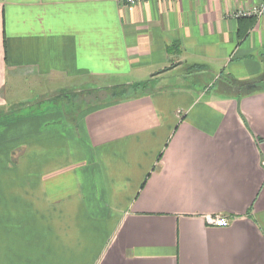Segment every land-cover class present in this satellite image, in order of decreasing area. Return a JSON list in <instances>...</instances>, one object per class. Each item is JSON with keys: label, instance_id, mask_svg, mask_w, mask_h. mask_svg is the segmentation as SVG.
<instances>
[{"label": "crops", "instance_id": "0c3cea01", "mask_svg": "<svg viewBox=\"0 0 264 264\" xmlns=\"http://www.w3.org/2000/svg\"><path fill=\"white\" fill-rule=\"evenodd\" d=\"M263 3L0 0V264H264Z\"/></svg>", "mask_w": 264, "mask_h": 264}, {"label": "rangeland", "instance_id": "374dc122", "mask_svg": "<svg viewBox=\"0 0 264 264\" xmlns=\"http://www.w3.org/2000/svg\"><path fill=\"white\" fill-rule=\"evenodd\" d=\"M186 67L182 66L179 69H171L167 72L160 73V76L164 77V74L168 75H173L177 72L179 73H184ZM204 68H193L189 70L190 73H199L203 72ZM224 77V76H223ZM223 79L222 76H211L210 74H207L206 77L201 78L199 81L195 82V84L199 87H202L203 83H205L204 87H214L217 89L219 92H224V86L222 84ZM84 88H90L94 87L95 82L94 80H87L84 81L83 84ZM70 87H74L73 85ZM131 88V87H130ZM71 89V88H70ZM74 89V88H72ZM67 91V90H65ZM111 89H103V90H93L91 92H86V91H68V92H62L58 94L57 96L54 97V101L62 103H76L80 106H84L86 104H95V103H100L102 101L110 99L109 93Z\"/></svg>", "mask_w": 264, "mask_h": 264}, {"label": "trees", "instance_id": "16d2710c", "mask_svg": "<svg viewBox=\"0 0 264 264\" xmlns=\"http://www.w3.org/2000/svg\"><path fill=\"white\" fill-rule=\"evenodd\" d=\"M195 67L204 68V66L193 65L190 66L189 69H193ZM222 79L224 91H227L232 94L248 95L250 93L264 90V76L247 81H238L232 78L231 76H224L222 77ZM142 86V83L118 84L114 86H109L106 89H111L109 93L110 99H116ZM91 91L93 90H87L86 92Z\"/></svg>", "mask_w": 264, "mask_h": 264}, {"label": "built area", "instance_id": "2783aa9c", "mask_svg": "<svg viewBox=\"0 0 264 264\" xmlns=\"http://www.w3.org/2000/svg\"><path fill=\"white\" fill-rule=\"evenodd\" d=\"M142 1L143 0H123V2L128 5H134ZM252 14L255 17L262 16L264 14V3L261 4L257 9L253 10ZM206 221L208 224L214 225V226H227L229 224L228 217L223 214L207 216Z\"/></svg>", "mask_w": 264, "mask_h": 264}, {"label": "water", "instance_id": "95a60500", "mask_svg": "<svg viewBox=\"0 0 264 264\" xmlns=\"http://www.w3.org/2000/svg\"><path fill=\"white\" fill-rule=\"evenodd\" d=\"M178 64H180V62H178V63H176V64H173V65H171V66H169V67H167V68H164V69L160 70L159 72H156V73H154V74H152V75H156V74H158V73H161V72H164V71H166V70H169V69L175 67V66L178 65Z\"/></svg>", "mask_w": 264, "mask_h": 264}]
</instances>
